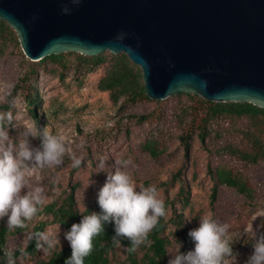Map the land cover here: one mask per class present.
Segmentation results:
<instances>
[{"label": "rangeland", "instance_id": "rangeland-1", "mask_svg": "<svg viewBox=\"0 0 264 264\" xmlns=\"http://www.w3.org/2000/svg\"><path fill=\"white\" fill-rule=\"evenodd\" d=\"M16 34V39L8 36L0 41V112L11 110L14 115L11 122L0 121V127L8 131L13 144L26 138L23 133L29 126L37 129V137L47 128L64 137L68 150L61 165L36 168L27 176V187L45 189V201L23 227L12 229L15 234L6 243L0 264L2 259L8 263L11 259L15 263L38 264L61 250L57 243L48 252L38 248L34 255L27 253L32 240L29 236L34 235L35 227L42 222L48 223L45 231L61 240L63 248L68 246L63 239L66 229L54 222L45 207L55 202L60 205L76 187L80 213L98 212L97 192L107 173L114 171L111 166L115 160L128 158L133 161L128 171L137 187L155 185L159 198L168 204L165 231L171 241L168 261L170 254L182 252V230L189 233L199 226L202 215L211 212L220 222L230 224L226 238L233 254L225 257V264H244L253 251L256 225L264 221V120L214 119L209 122L208 135L202 142L198 126L206 105L199 98L178 94L165 100L126 103L122 97L116 102L113 92L101 87L114 63L110 51L104 52L106 62L98 67H81L77 56L88 55L77 51L64 52L65 61L40 64L25 55ZM31 95L40 99L37 111L41 123L27 109V97ZM143 115L148 119L140 121ZM183 135H189V155L181 140ZM31 142L39 145L40 139L32 138ZM258 150L263 156L258 163L240 156L242 152ZM74 156L81 160L79 167H73ZM102 160L108 166L98 173L97 165ZM222 168L231 170L245 182L248 191L241 193L219 185L218 170ZM216 184L218 195L213 202ZM0 225L6 226L5 221L0 220ZM193 248L191 239V246L184 253ZM125 252V247H118L111 254L113 263L123 264Z\"/></svg>", "mask_w": 264, "mask_h": 264}, {"label": "water", "instance_id": "water-1", "mask_svg": "<svg viewBox=\"0 0 264 264\" xmlns=\"http://www.w3.org/2000/svg\"><path fill=\"white\" fill-rule=\"evenodd\" d=\"M0 19L35 62L124 53L153 100L193 92L264 108V0H0Z\"/></svg>", "mask_w": 264, "mask_h": 264}, {"label": "clouds", "instance_id": "clouds-1", "mask_svg": "<svg viewBox=\"0 0 264 264\" xmlns=\"http://www.w3.org/2000/svg\"><path fill=\"white\" fill-rule=\"evenodd\" d=\"M13 119L11 110L0 112V121L11 122ZM23 135L25 139L13 144L8 131L0 127V220L5 221L8 229L23 227L44 204L45 189L42 186L27 187V176L36 168L61 165L68 150L64 137L47 128L37 137V129L29 126ZM32 138H39V145H33ZM72 159L73 167H79L81 160L75 156ZM132 163L131 158L115 160L111 166L114 171L107 173L97 192L100 211L83 215L63 233V239L72 250L64 264H85L93 252L95 238L105 231L107 224L114 225L113 240L125 237L130 241L131 250H135L147 241L159 219L166 216L165 201L159 198L158 188L155 185L137 187L128 171ZM106 166L103 160L100 161L98 173ZM229 229L230 224L220 222L213 213L202 215L199 226L188 233L194 248L186 253L179 250L170 254L168 264H225V257L233 254V247L226 238ZM255 233L253 251L244 264H264V221L256 225ZM29 238L36 239L37 247L45 252L54 249L57 243L63 248L62 241L46 231L30 234ZM9 264L14 261L10 259Z\"/></svg>", "mask_w": 264, "mask_h": 264}, {"label": "trees", "instance_id": "trees-1", "mask_svg": "<svg viewBox=\"0 0 264 264\" xmlns=\"http://www.w3.org/2000/svg\"><path fill=\"white\" fill-rule=\"evenodd\" d=\"M17 38L15 30L3 19H0V41L5 37ZM113 54V53H111ZM64 53L58 55H50L38 63L44 64L47 61L60 62L65 61ZM114 63L106 78L101 81V87L104 90H111L113 93V99L118 102L122 97H125L126 103H136L144 101L145 99L152 100L145 91V84L143 79V73L139 66L134 64L130 58L124 54H113ZM107 56L104 53L96 56H83L78 55L77 60L81 67H98L106 62ZM185 94L191 98H199L201 103L205 104L204 117L202 123L198 126V136L202 142L205 141L208 135V124L210 121L219 118H242V117H261L264 120V108L254 105L250 102H215L206 100L199 95H193L191 93ZM39 97L34 95L27 97V109L32 113L33 118L37 123H41L37 107L39 105ZM148 116L143 115L139 117L140 121H145ZM2 122V121H1ZM189 135L182 136V142L186 155H189L191 144L187 138ZM153 154H156L155 150H152ZM237 153V151H233ZM240 156L251 163H258L263 158L261 152H242ZM218 184L226 185L234 188L241 193H246L248 187L239 177H237L231 170L222 168L218 170ZM216 186L212 192V201H216L218 195V187ZM74 187L72 191L67 195L64 201L58 205V203H52L45 207V212L50 214L54 218V222L63 226L68 230L73 223H78L82 219V214L78 209V203L75 196ZM166 211L168 204L165 203ZM100 211V209H99ZM98 211V212H99ZM48 226L47 222H42L34 229V234L37 232H44ZM168 226L166 216L159 219L158 224L148 234L147 241L137 247L135 250H131L130 241L125 237H119L117 240H113L114 225H105V231H103L94 240V249L89 257L86 258L85 264H114L111 259V254L116 251L118 247H125L126 259L123 264H168V249L171 245V241L165 236V231ZM18 231V230H17ZM15 234V231L8 229L4 225H0V257L4 259V248L11 235ZM183 234V248L182 252L186 248L191 246V238L188 235V231L182 230ZM37 240L32 239L28 249V254H36ZM70 246H65L61 250L55 252L48 261H42L38 264H64L67 257L71 256ZM2 264H9L3 262ZM14 264H21L15 263Z\"/></svg>", "mask_w": 264, "mask_h": 264}]
</instances>
